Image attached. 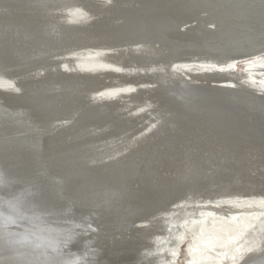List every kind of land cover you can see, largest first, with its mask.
<instances>
[{
	"label": "bare ground",
	"instance_id": "6f19581e",
	"mask_svg": "<svg viewBox=\"0 0 264 264\" xmlns=\"http://www.w3.org/2000/svg\"><path fill=\"white\" fill-rule=\"evenodd\" d=\"M185 225L264 264V0H0V264H173Z\"/></svg>",
	"mask_w": 264,
	"mask_h": 264
},
{
	"label": "rangeland",
	"instance_id": "374dc122",
	"mask_svg": "<svg viewBox=\"0 0 264 264\" xmlns=\"http://www.w3.org/2000/svg\"><path fill=\"white\" fill-rule=\"evenodd\" d=\"M241 67H239V70L241 71ZM202 214H203V212H202ZM262 217H259V218H253V221L255 222H252V221H246L247 223H246V225H247V228L250 226V230L248 231V233H252L251 232V230H253V229H255L256 227H258L259 226V221H260V219H261ZM200 219H203L202 218V215L198 218V220H200ZM252 222V223H251ZM138 224V223H137ZM184 224H185V222H184ZM257 226H256V225ZM184 226V225H183ZM186 226V225H185ZM242 228H243V225L240 227V229L238 228V229H236L235 231L236 232H239L240 233V231H242ZM197 229V227H195V230ZM192 230L193 229H191L190 230V228L188 227V225L186 226V228H182V232L181 233H177V235H176V242H174L175 243V245H173V247H172V252H174V253H172V255H174L175 256V262H173V264H189L188 263V261H187V258H189L191 255H189V247H190V245L191 244H193V239L195 238L194 237V234L195 233H193V232H195V231H193L192 232ZM184 231V232H183ZM243 232V231H242ZM243 233H245V232H243ZM247 233V234H248ZM261 236H259V237H263V235H264V230L263 231H261L260 233H259ZM196 235V234H195ZM257 235L255 234V237H256ZM257 238V237H256ZM258 239H260V238H258ZM187 261V262H186ZM171 264V263H170Z\"/></svg>",
	"mask_w": 264,
	"mask_h": 264
}]
</instances>
